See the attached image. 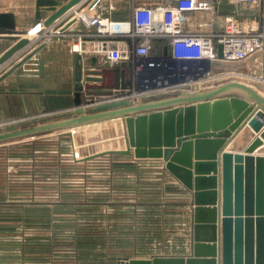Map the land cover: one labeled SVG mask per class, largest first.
Wrapping results in <instances>:
<instances>
[{"label":"water","instance_id":"1","mask_svg":"<svg viewBox=\"0 0 264 264\" xmlns=\"http://www.w3.org/2000/svg\"><path fill=\"white\" fill-rule=\"evenodd\" d=\"M81 1L36 0L37 17L41 19L43 11H53L45 20V26H49ZM15 30V13L0 11V33L10 35ZM29 41L26 37L19 39L3 53L0 64ZM44 45L35 47L21 63ZM262 55L263 52L258 51L248 60L223 61V45L220 44L217 59L212 64L216 72L235 68L261 76L262 69L255 65ZM92 63L97 66V56L92 57ZM118 68L105 63L88 70L74 89H46V93L51 94H73V106L62 115L77 116L25 129L12 126L0 132V141L124 117L123 133L116 130L120 147L115 144L81 159L106 153L160 159L165 169L192 194L194 234L191 255L122 258L120 264H264V156L251 154L264 143V96L245 83L233 81L205 93L134 104L130 80L117 81L111 89H93L88 85L90 81L103 82L107 71L118 73ZM254 84L264 91L263 82ZM234 85L249 90L251 99L221 96L227 87ZM96 95L110 96V101L101 102L103 100L96 99ZM94 110L98 112L92 113ZM255 132L259 134L255 136ZM250 140L245 153H234V150H242ZM225 144L227 150L222 151Z\"/></svg>","mask_w":264,"mask_h":264},{"label":"crops","instance_id":"2","mask_svg":"<svg viewBox=\"0 0 264 264\" xmlns=\"http://www.w3.org/2000/svg\"><path fill=\"white\" fill-rule=\"evenodd\" d=\"M159 1L163 0H136L140 5H151ZM230 1L239 5H237L238 7L233 15L238 18L245 29L264 31V12H262V9L257 14H246L241 8L243 5H258L264 9V1L257 4H248L239 0ZM221 3L219 1L218 10L214 15L208 12H192L187 14L184 20L185 31L221 30L226 16L229 15L222 12L220 8ZM115 4L118 3L102 0L99 11L115 19H124L131 16L132 0H128L127 5L123 6ZM110 5H114V9H109L108 7ZM0 11H12L16 15L15 32L10 35L0 33V57L19 39L25 37L30 39L26 46L20 49L10 59L0 64V127L12 121H27L31 115L37 113L59 116L60 119L54 122L77 116V114L69 116L67 114L62 115L65 110L73 106V94H51L46 93V89H74L78 81H83L88 70L97 69L98 66L105 64L104 59L98 58V64L96 66L92 63V57L94 55L87 53V51H74L72 48L76 39L74 36L68 35L65 37H54L53 39L44 37L42 31L50 32L54 30L53 27H45V20L53 11H43V17L41 19L38 18L36 0H0ZM77 24L75 23L73 27H70L71 31L84 30V27H76ZM161 42L154 43V49ZM43 43H45L44 47L27 61L21 63L28 53ZM85 46L89 47L90 45L86 43ZM41 62H43V68L41 67ZM255 66L262 69L263 74L261 76H253L245 70L232 68L222 74L223 81H221L220 86L238 81L246 83L264 96V91L254 84L256 81L264 83V52L259 59V64ZM108 76L110 75H108L107 71L103 82L90 81L87 83L93 89H111L118 80L111 79V76ZM220 86H214L212 84L206 85L200 92H209ZM221 96H239L251 99L250 91L238 85L227 87ZM108 97L110 96L96 95V99L103 100L101 102L110 101ZM251 102L254 103L252 100ZM94 112L96 113L98 111L94 110L92 113ZM120 119L111 118V121ZM84 125L71 127V129L80 128ZM258 134V132H255V136ZM231 139L232 137L230 136L229 140ZM252 140L243 146L244 148L242 150H234V153H245V149L250 145ZM3 145L5 144H0V146ZM226 145L222 147V151L227 150ZM263 148L264 143L259 145L251 154L264 156V151L260 152ZM111 155H117V153H106L95 158L110 160L112 158ZM124 155L126 156L122 157L120 155V157H114L115 160H118L115 162L122 161L128 164L129 167L118 169L114 172L119 175L133 177L132 184L135 186V189L130 187V189L126 190H137L139 192V200L136 203L138 215H131L132 209H129L136 206V201H129L126 205L121 202L116 205L119 208L117 210L114 207L115 205L112 204V200L108 199L105 203L99 200L91 201L90 204L86 203L80 206L86 209L92 208V210L94 208V213L100 212V214L93 215L92 217L78 218L79 221L75 222L79 225L78 229L76 228L78 230V236L83 239L84 234H90V241L104 239L105 243L101 245L103 249H108L110 245H114L112 242L117 239L122 240L124 247L121 251L124 252L121 254V257L149 258L155 255L158 256L161 253L144 254V252L142 254H135L134 251L140 250L143 247L148 248L146 247L147 244H145V241L148 238L147 236L154 232L159 237L169 236L170 238H174L172 241L180 243V245L181 241H185V244H182V246H178V244L172 246L170 244L168 248L170 251L166 253L167 255H191L194 234L191 192L174 175L167 171L165 167L162 168L164 165L160 159H136L128 154ZM13 176H16L13 166L8 170L0 166V264H34L27 255L19 261L18 254L13 250V246L7 247L3 244L2 236L4 230H7V228H4L2 225L14 220L13 215L18 213L20 206L29 205L33 201V187H20L19 184L13 182ZM7 177H10V181H7ZM124 183H129V180L124 178ZM110 188L107 186L108 193L111 190ZM108 193L107 196L110 197ZM148 203H151L150 206L155 208L154 210H150L153 214L148 215L146 213L144 216H141V207H145L143 209H146ZM105 207L108 208L106 215L100 211L101 208L104 209ZM147 210L148 208L145 212ZM89 226L90 228L88 229L87 227ZM128 241L131 242L130 245H127ZM134 241H137V248ZM93 245L98 246L95 242ZM113 249L112 247L111 250ZM24 259H26L25 263L23 262Z\"/></svg>","mask_w":264,"mask_h":264},{"label":"rangeland","instance_id":"3","mask_svg":"<svg viewBox=\"0 0 264 264\" xmlns=\"http://www.w3.org/2000/svg\"><path fill=\"white\" fill-rule=\"evenodd\" d=\"M106 1L118 3L115 4L118 6L128 3V0ZM220 1L223 13L233 15L239 6L230 0ZM241 8L246 14H257L261 9L264 12L262 6L258 5H243ZM76 27L85 26L80 21ZM69 115L72 114H67ZM29 118L27 121L8 123L0 127V132L8 131L12 126L25 129L60 119L59 116L44 113H37ZM112 125L118 127L116 130L119 134L123 133L122 119H106L85 124L80 128H56L0 141V144H5L0 146V166L7 170L13 166L16 173L13 182L20 187L32 186L34 189L33 201L29 205L20 206L18 213L13 215L14 220L2 225L7 228L2 236L3 244L7 247L13 246L19 261L27 255L34 264H120V260L124 258L121 257L124 252L121 251L124 247L122 240L117 239L112 242L114 245L103 249L101 245L105 243L104 239L90 241V234H84L81 239L77 230L79 225L75 223L79 221L78 218L100 214L94 213V208L92 210L80 206L96 200L104 203L108 199L112 200L116 210L119 209L116 205L121 202L126 205L129 201H136V206L129 209H132L131 215H138L136 203L139 192L126 190L130 187L135 189L132 184L133 177L114 172L129 167L128 164L115 162L118 160L114 159L126 155L117 153L111 155L110 160L97 159V156L81 159L100 149L113 147L110 142H117L115 144L120 147V140L117 138L119 134L112 132ZM124 178L129 183H124ZM7 181H10V177H7ZM107 186L111 187L109 193ZM150 205L148 203L146 207L147 212L143 209L145 207H141V216L146 213L153 214L150 210L155 208ZM107 209L101 208L100 211L106 215ZM156 235L154 232L150 233L145 241L148 248L135 250V254L169 253V242L174 238ZM94 242L98 246H94ZM130 244L128 241L127 245ZM134 244L137 248V241Z\"/></svg>","mask_w":264,"mask_h":264},{"label":"built area","instance_id":"4","mask_svg":"<svg viewBox=\"0 0 264 264\" xmlns=\"http://www.w3.org/2000/svg\"><path fill=\"white\" fill-rule=\"evenodd\" d=\"M219 1L163 0L140 5L132 0L131 16L115 19L99 11L102 0H82L47 26L54 30L43 36H74V51H87L104 59L105 63L118 66L116 80L131 81L134 104L166 99L200 92L210 84L220 86L226 70L216 72L212 64L217 59L220 44L223 45V61H242L258 51L264 52V31L245 29L232 14L226 16L221 30L185 31L187 14L208 12L214 15ZM239 1L257 4L264 0ZM80 21L84 30L71 31L70 27ZM156 42L161 43L154 49ZM86 43L90 46L86 47ZM170 244L182 246L185 241L180 245L171 239Z\"/></svg>","mask_w":264,"mask_h":264},{"label":"flooded vegetation","instance_id":"5","mask_svg":"<svg viewBox=\"0 0 264 264\" xmlns=\"http://www.w3.org/2000/svg\"><path fill=\"white\" fill-rule=\"evenodd\" d=\"M116 74L117 73L115 71H108V75L111 76V79H115L116 80V78H117ZM110 76H108V77H110Z\"/></svg>","mask_w":264,"mask_h":264},{"label":"bare ground","instance_id":"6","mask_svg":"<svg viewBox=\"0 0 264 264\" xmlns=\"http://www.w3.org/2000/svg\"><path fill=\"white\" fill-rule=\"evenodd\" d=\"M246 84V83H245ZM118 118H121L122 120L124 119V117L122 118V117H118ZM115 121H117V120H115ZM115 126V125H114ZM114 126L112 125V126H110L112 129H113V131H116V126H115V128H114ZM110 143H112L113 145V147H114V145H115V143H117V142H110Z\"/></svg>","mask_w":264,"mask_h":264}]
</instances>
